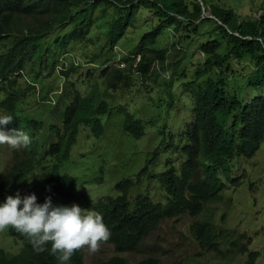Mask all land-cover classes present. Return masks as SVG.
Returning a JSON list of instances; mask_svg holds the SVG:
<instances>
[{
	"label": "trees",
	"instance_id": "16d2710c",
	"mask_svg": "<svg viewBox=\"0 0 264 264\" xmlns=\"http://www.w3.org/2000/svg\"><path fill=\"white\" fill-rule=\"evenodd\" d=\"M206 4L204 0H0V114L14 117L4 126L5 131L20 130L31 137L27 148L3 145L11 151L12 164L0 181V202L19 192L21 197L35 194L41 204L50 196L54 205L76 204L101 214L110 236L100 244L112 246L116 256L92 264H127L120 254L135 253L161 223L188 215L196 219L189 230L199 248L229 264L222 243L231 240L232 233L219 228L211 213L197 218L207 206L221 203L229 187L241 185L225 166L234 157L252 158L259 150L264 141V96L242 103L236 96H226L221 76L217 75L216 81L208 80L204 89L193 92L191 119L174 135L176 142L171 134L166 145L162 139L134 179L114 184L117 196L87 200L78 191L80 184L74 172L80 173L73 154L82 156L79 133L83 129L98 139L104 134L105 120L114 114L124 115L123 132L135 140L144 136L142 123L125 106L113 103V93L119 86L124 90L129 77L125 68L111 67L109 62L115 48L126 45L121 41L129 30L148 28L121 59L128 63L139 57L133 67L143 81L155 61L164 63L167 51L156 48L161 36L169 31L196 35L199 24L213 21L216 25L205 33L207 42L199 46L204 61L197 79L223 64L224 72H228L230 60L247 67L242 62L248 58L252 72L260 74L256 90H264V15L240 20L233 10L210 4L213 19H204ZM261 9L264 12V2ZM213 34L218 38H211ZM76 49L90 54L83 63L92 67L74 66L72 62L63 68L68 57H78L72 53ZM97 64L103 69L95 77L93 65ZM80 68H88L85 79L72 80ZM54 73L62 80L56 99L49 97L53 91L45 86L47 77ZM36 88L42 102L53 103L48 116L43 110H30L29 98L35 96ZM161 147L172 149L178 164L168 158L165 170L155 173L151 170ZM143 178L160 188L164 203L141 190ZM137 185V192L129 196ZM8 236L18 240L21 249L17 254L0 249V264H59L50 244L48 250L37 252L16 230L8 228ZM239 238L244 235L231 242L233 253L240 246ZM246 252L244 247L242 253ZM258 258V252H251L246 264H255ZM68 264H84L82 248ZM136 264L158 261L143 258Z\"/></svg>",
	"mask_w": 264,
	"mask_h": 264
},
{
	"label": "rangeland",
	"instance_id": "374dc122",
	"mask_svg": "<svg viewBox=\"0 0 264 264\" xmlns=\"http://www.w3.org/2000/svg\"><path fill=\"white\" fill-rule=\"evenodd\" d=\"M190 1L192 0H187L188 3ZM204 1L208 2L204 8L202 17L204 19H211L209 18L210 4H219L221 7L233 10L240 20L264 15L261 9L264 0ZM215 25L213 21H204L198 25L196 35L191 31L175 34L169 31L161 36L156 48L167 51L164 63L155 61L150 68L149 77L143 81L133 67L134 62L131 60L128 63L124 62L125 69H120L128 71V84L124 90L119 86L113 93L115 95L113 103L125 106L126 111L142 123L144 136L135 140L123 132L124 115L115 114L104 121V134L100 138L90 136L87 128L83 129L81 134L79 133L82 156L75 152L72 159L76 161L75 166L80 170V173L78 170L74 172L80 184L78 191L84 198L92 202L103 196H117L114 184L122 179H134V175L147 162L149 153L160 145L162 139H164L163 145H166L169 141L168 136L171 134L176 142L174 135L178 134L185 123L191 119L193 92L198 88L204 89L208 85V80L216 81L217 75L221 76L226 96H236L242 103L254 96H264V90H256L255 82L260 74L252 72L253 65L248 58L245 59L246 62L241 61L247 67L235 60H230L228 72H224L226 65L223 64L220 69L214 68L197 79L196 73L202 68L204 61L199 46L207 42L208 36L205 33L212 31ZM147 29L129 30L121 41L126 45H118L119 48L121 47L120 49L128 54L130 48L139 41L140 36ZM211 38L218 37L213 34ZM72 53L86 62L88 61L86 57L90 55L84 51L82 53L80 49ZM113 55L109 65L119 68L124 54H119V62L118 54L113 53ZM129 66H131L130 69H128ZM87 69L80 68L77 76L74 75L72 80L75 81L77 78L84 80ZM94 69H96L94 71L97 77L103 68L97 64ZM179 74L183 76H178ZM45 86L53 91L49 97L56 99L55 92L61 89L62 80L54 73L47 77ZM38 88H36L35 96L29 98L30 110L32 112L36 109L43 110V113L48 116L53 103L42 102V94H37ZM162 148L152 172L160 173L165 170L164 163L168 158L173 161V164H178L177 154H174L172 149L164 150L163 148L162 151ZM10 164H12L11 151L0 145V181ZM225 168L231 178H239L241 185L236 189L229 187L223 194V201L207 206L204 214L197 219L205 218L211 213L213 222L219 228L232 233L230 234L232 239L222 243L224 245L222 251L229 264H246L248 254L251 252L260 254L255 264H264V141L252 158L234 157ZM137 187L138 185L134 187L129 196L137 192ZM140 188L156 202H165V195L154 182L143 178ZM195 220L186 215L172 221H165L145 238L138 251L119 256L123 257L127 264H136L143 258H154L158 264H224L220 257L202 251L192 238L189 228ZM242 235L244 238H239L240 246L236 249V253H233L234 243L231 242ZM244 247H247L246 253H242ZM0 249L16 254L20 251L21 244L10 238L5 229L0 231ZM82 255L84 264L97 263L116 256L112 246L103 244H99L95 252L89 251L86 246L83 247Z\"/></svg>",
	"mask_w": 264,
	"mask_h": 264
},
{
	"label": "clouds",
	"instance_id": "9594fccd",
	"mask_svg": "<svg viewBox=\"0 0 264 264\" xmlns=\"http://www.w3.org/2000/svg\"><path fill=\"white\" fill-rule=\"evenodd\" d=\"M114 53L118 54V62L120 53L127 54L119 47L115 48ZM75 59L78 62L74 66H90L85 65L81 58L71 56L63 68L67 67V63L75 62ZM138 61L139 57L133 66ZM57 69L62 70V67ZM13 119L11 114H0V145H7L12 149L27 148L31 144L28 134L20 130H4V126ZM28 182L31 183V180ZM8 228L27 237L34 251L44 252L50 244V250L59 264H68L72 255L85 246L89 251L95 252L99 244L107 241L110 236L102 215L94 210H84L76 204L54 205L50 196L41 204L37 202L35 194L21 197L19 192L0 202V231L7 229L8 234Z\"/></svg>",
	"mask_w": 264,
	"mask_h": 264
},
{
	"label": "built area",
	"instance_id": "2783aa9c",
	"mask_svg": "<svg viewBox=\"0 0 264 264\" xmlns=\"http://www.w3.org/2000/svg\"><path fill=\"white\" fill-rule=\"evenodd\" d=\"M138 60V59H137ZM77 62H78V59H75V64H77ZM120 67H124V64L123 63H121L120 65H119Z\"/></svg>",
	"mask_w": 264,
	"mask_h": 264
},
{
	"label": "water",
	"instance_id": "95a60500",
	"mask_svg": "<svg viewBox=\"0 0 264 264\" xmlns=\"http://www.w3.org/2000/svg\"><path fill=\"white\" fill-rule=\"evenodd\" d=\"M204 12V11H203ZM209 15V14H208ZM209 18H211V19H213V16H211V14H210V17Z\"/></svg>",
	"mask_w": 264,
	"mask_h": 264
}]
</instances>
